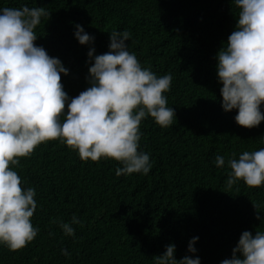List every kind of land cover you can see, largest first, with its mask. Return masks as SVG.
I'll return each mask as SVG.
<instances>
[{
	"label": "trees",
	"instance_id": "trees-1",
	"mask_svg": "<svg viewBox=\"0 0 264 264\" xmlns=\"http://www.w3.org/2000/svg\"><path fill=\"white\" fill-rule=\"evenodd\" d=\"M22 5L51 13L35 29V43L69 70L61 74L69 97L90 86V48L106 53L110 33L128 30L129 51L141 64L158 76L172 74L165 95L177 121L168 128L150 116L142 121L140 148L153 165L147 175L117 176L120 162L84 161L59 140L20 158L12 167L25 187L36 189L32 222L40 231L22 249L0 245V264H154L168 244H175L177 259L221 264L243 231H264L256 218L257 211L264 218V185L226 183L228 158L264 148V121L245 128L236 123V110L221 106L216 55L237 25L232 0H0V8ZM77 24L94 44L79 43ZM217 155L225 157L224 167L216 166ZM73 215L82 224L66 236L58 222ZM193 237H199L195 254L187 251Z\"/></svg>",
	"mask_w": 264,
	"mask_h": 264
},
{
	"label": "clouds",
	"instance_id": "clouds-1",
	"mask_svg": "<svg viewBox=\"0 0 264 264\" xmlns=\"http://www.w3.org/2000/svg\"><path fill=\"white\" fill-rule=\"evenodd\" d=\"M238 10L237 25L226 47L217 53V76L225 112L237 111L235 121L245 128L264 121V0H232ZM44 7L0 8V245L12 251L32 242L40 229L32 217L38 204L34 187L14 167L20 158L31 156L42 143L59 140L78 151L84 160L114 159L122 167L116 175L142 173L151 168L150 153L140 148L141 123L149 116L161 128L176 120L174 107L168 106L165 93L171 90V73L158 76L144 67L129 51L128 30L110 33L109 51L95 55L88 51L89 87L69 97L61 74L69 70L62 61L37 45L35 29L42 17L50 16ZM75 38L81 45L94 44L95 37L75 25ZM224 167L225 157H215ZM227 186L238 181L249 187L264 185V148L244 151L227 159ZM257 209L259 206L254 205ZM257 219L264 220L257 211ZM57 223V221H53ZM66 236H75L72 225L82 224L75 215L70 222L59 221ZM199 237H193L187 251L195 254ZM153 257L154 264H201L199 256L176 258L175 244ZM69 255L67 250H62ZM221 264H264V231L245 230Z\"/></svg>",
	"mask_w": 264,
	"mask_h": 264
}]
</instances>
